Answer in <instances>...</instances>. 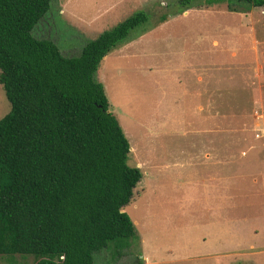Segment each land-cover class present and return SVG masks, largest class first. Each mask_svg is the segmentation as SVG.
I'll use <instances>...</instances> for the list:
<instances>
[{
    "label": "rangeland",
    "instance_id": "1",
    "mask_svg": "<svg viewBox=\"0 0 264 264\" xmlns=\"http://www.w3.org/2000/svg\"><path fill=\"white\" fill-rule=\"evenodd\" d=\"M175 2L137 0L143 8L135 12L149 20L131 32L128 52L114 50L98 67L131 146L128 165L142 178L124 209L137 233L130 247L120 253L110 242L94 262L264 264V205L241 178L247 172L241 153L264 133V7L235 12L226 0L181 11ZM60 17H53L51 38L76 56L83 44ZM9 110L0 85V119ZM34 261L0 256V264Z\"/></svg>",
    "mask_w": 264,
    "mask_h": 264
},
{
    "label": "trees",
    "instance_id": "2",
    "mask_svg": "<svg viewBox=\"0 0 264 264\" xmlns=\"http://www.w3.org/2000/svg\"><path fill=\"white\" fill-rule=\"evenodd\" d=\"M223 1L176 0L175 8ZM229 4L230 11L249 12L264 0ZM50 11L51 0H0V85L10 102L0 119V256L95 264L94 253L110 242L120 253L130 247L137 233L124 209L142 178L128 165L131 146L98 67L149 15L134 12L66 56L34 34Z\"/></svg>",
    "mask_w": 264,
    "mask_h": 264
},
{
    "label": "crops",
    "instance_id": "3",
    "mask_svg": "<svg viewBox=\"0 0 264 264\" xmlns=\"http://www.w3.org/2000/svg\"><path fill=\"white\" fill-rule=\"evenodd\" d=\"M52 2L53 6L50 13L44 22L39 25L40 30L44 32L39 38L52 40L53 26H55L53 17L54 15L58 17L62 15L69 24V36L80 39L81 44H84L88 39L96 38L106 29L112 28L119 21L121 22L122 19L127 18L130 13L143 8H137V0H52ZM133 43L131 40L115 50H118L119 53L128 52ZM263 46H261V49H263ZM197 79L200 81L201 77L198 76ZM212 92L214 96L211 93L207 100L209 108L216 104H213L216 99V90L214 89ZM199 109L202 110L203 106L200 105ZM241 154L242 157L246 158L245 164L247 166V172L242 173V176L240 175L241 178H245L244 185L246 183L248 185L245 189L256 195L264 205V133ZM258 219L263 220V218Z\"/></svg>",
    "mask_w": 264,
    "mask_h": 264
}]
</instances>
